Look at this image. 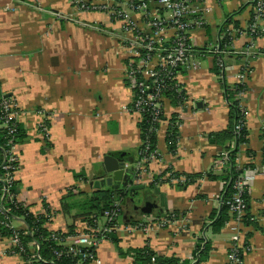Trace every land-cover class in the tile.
Wrapping results in <instances>:
<instances>
[{"label": "crops", "instance_id": "0c3cea01", "mask_svg": "<svg viewBox=\"0 0 264 264\" xmlns=\"http://www.w3.org/2000/svg\"><path fill=\"white\" fill-rule=\"evenodd\" d=\"M250 1L204 0L210 12L207 24L192 32L195 46L206 50L215 45L227 15L238 10L231 18L245 28L252 14ZM89 23L104 30L89 28ZM247 39L246 35L233 39L223 74L216 73L209 56L199 59L197 70L178 71L176 79L186 102L182 106L165 102L156 133L159 157L147 165L134 185L137 193L115 233L117 245L109 240L99 245L100 264H134L119 249L124 252L146 244L160 256L193 264L195 245L201 238L209 250L199 264H225L238 233L241 244L249 247L242 264H264V33L256 39L262 55L251 60L252 72L242 99L247 142L238 154L241 165H253L244 172L251 221L239 229L232 217L217 233L209 227L210 215L220 209L224 188V181L217 177L221 168L216 167L223 148L212 135L229 123L225 88L234 84L244 62L233 51L242 49ZM125 68L118 30L102 13L78 11L71 0H0V99L10 96L16 100L18 126L24 135L16 148L17 199L29 205L33 214H43L46 204L52 212L46 223L49 230L65 231L72 224L81 230L83 223L74 221V210L63 213L60 206L72 199L69 190L76 194L96 190L89 182L102 172L106 155L124 153L126 166L134 169L137 164L140 118L130 107L133 94ZM172 114L180 120L174 153L166 142ZM44 118L48 120L47 136L39 130ZM230 145L234 146L233 141ZM168 170L196 176L195 181L180 187L167 182L151 185L154 177ZM146 202L156 205L152 213L133 209ZM165 213L177 216L167 226L160 227L155 221L147 231L125 229L135 221L157 219ZM14 225L20 230L25 227L22 220ZM7 245L8 238L0 235V264H23L19 256L4 253Z\"/></svg>", "mask_w": 264, "mask_h": 264}, {"label": "built area", "instance_id": "2783aa9c", "mask_svg": "<svg viewBox=\"0 0 264 264\" xmlns=\"http://www.w3.org/2000/svg\"><path fill=\"white\" fill-rule=\"evenodd\" d=\"M71 3L78 11L102 13L107 18L108 24L118 30V38H120L126 55L125 77L133 94L131 110L139 118L146 114L152 124L150 130L155 133L163 121L165 102L169 101L166 91L174 89L178 97L183 100V104L186 102L185 92L176 79L178 71L182 69L197 70L199 59L209 56L213 59L219 74H223L225 58L228 53H231L230 45L233 39L246 35L248 39L242 49L233 51L241 55L244 60L235 75L234 82V84L244 86L235 95L241 101L240 112L243 116L236 129L246 126L247 112L242 99L252 72L251 60L262 55L256 47V39L264 33V0L249 2L252 14L245 28L226 26L225 32L217 37L215 45L206 50H199L192 38L193 31L201 29L207 24L206 14L210 12V8L204 0H71ZM56 16L60 17L61 15L56 14ZM86 26L99 31L104 30L95 23L94 25L89 23ZM225 33L231 38L228 48L226 45H220ZM171 82L173 83L171 84ZM18 115L19 108L16 100L10 96H3L0 99V130L5 132L4 144L1 146L3 160L0 164V227L10 231L8 236H4L8 238L5 254L19 256L23 264H38L41 261L37 251L38 247L34 242L28 245L23 243L22 230L14 225L16 220H22V218L11 213L13 206L18 203L17 194L13 191L19 167V157L16 151ZM179 121L177 117V126ZM39 128L47 136L45 118ZM141 144H143L144 157L134 166L138 180L139 176L146 172L147 165L159 157L157 148L150 150L148 141H143ZM227 159L228 151L221 152L216 161V167L222 168ZM236 160L241 166L239 156ZM255 170L257 171V169ZM261 170L264 172V164L261 166ZM156 177L159 178L155 184L167 182L174 186H181L190 182L187 175L174 171H167ZM245 186L247 185L244 175H241L235 183L236 193L230 208L232 212L236 213L234 220L239 229L243 225L241 221L245 208L240 195ZM9 204L13 206H9ZM23 204L25 205V203ZM121 216L119 203H115L112 209L104 211L101 217L94 219L95 227L82 222L81 231L77 235H69L65 238L52 237L59 241L58 244L67 247L72 254L79 253L80 246L91 247L95 252L104 240H108V234L116 233ZM172 216L151 218L144 222L125 226V229L126 231H147L150 222L155 221L158 226L164 227L174 222ZM22 222L25 226L23 220ZM248 250L249 247L246 248L241 244L238 233L230 244L225 264H242L243 256ZM54 253L56 256L61 255L60 251ZM79 255L83 258L86 256V254ZM89 256L92 258L91 264H100L96 254Z\"/></svg>", "mask_w": 264, "mask_h": 264}, {"label": "trees", "instance_id": "16d2710c", "mask_svg": "<svg viewBox=\"0 0 264 264\" xmlns=\"http://www.w3.org/2000/svg\"><path fill=\"white\" fill-rule=\"evenodd\" d=\"M240 10L233 14L227 15V20L224 23L226 25H232L233 27H239V23L236 20H232V16L239 13ZM225 26V27H226ZM225 27L221 29V32H225ZM231 38L225 33L223 39L220 42V45H226L229 47V43L231 42ZM199 50H204L203 48H199ZM229 50V49H228ZM216 73H219L218 68L215 66ZM129 83V82H128ZM173 82H171L172 84ZM244 88L241 84H233L230 87L225 88V98L228 103V115H229V123L225 129L222 131L216 132L212 135L216 144L220 145L223 148V151H228V159L225 164L220 169L221 174L217 176L218 178L224 181V188L221 194V206L218 212H212L210 215V230L213 233H217L223 225L230 218H235V212L230 210L231 204L233 203V196L236 193L235 183L240 178L241 175H244V172L248 168H252L253 165H241L239 166L236 158L239 154V148L241 145L247 142V129L246 126L241 127L240 129H236V126L239 125V121L243 119V116L240 112V103L241 101L236 98V94L238 91ZM166 95L169 98L170 103L173 106H180L183 104V100L181 97H178L177 93L172 90H167ZM183 97V95H182ZM185 98V97H184ZM177 116L176 114H172L170 119V124L167 129L166 134V142L168 146V150L171 153H174L177 146ZM45 125L48 129V120H45ZM152 128V124L149 120V117L146 114H143L139 120V129H140V137L141 142L148 141L150 145V150H155L156 148V133L152 132L150 129ZM42 132V130L39 128ZM43 133V132H42ZM4 135L5 132L0 130V164L2 163L3 157L1 153V146L4 144ZM46 135V134H45ZM24 138L21 130L18 127L16 141L20 142ZM234 142V146H231L230 143ZM119 154V153H117ZM129 157V156H127ZM144 157L143 154V144H140V147L137 152V159L134 160L135 163L139 162ZM220 157V156H219ZM264 157V151H263ZM169 171V170H168ZM177 173V172H175ZM190 179L189 183L195 181L196 176L187 175ZM159 177H155L151 185H155V182L158 181ZM16 183V182H15ZM17 184V183H16ZM180 187V185H178ZM13 191L17 194V189L14 188ZM137 193V188L135 186H131L127 191L123 190H114L113 188H102L98 190H94L91 193H75L71 190L68 191V197L72 199L62 201L60 206V210L63 213L74 210L73 219L74 221L85 222L91 226L95 227L94 219L101 217L102 213L106 210H110L113 208L115 203H119L122 214L127 212V209L130 208L131 202L130 199L135 197ZM241 199L245 204L244 213L242 215V224H248L251 221V218L247 215L248 210V187L245 186L242 189ZM125 201V204H123ZM8 205V204H7ZM9 206H13L9 204ZM44 213L34 215L30 209L29 205H24L20 201L16 205L13 206V210L11 213L15 216L22 218L26 228L22 230L21 239L25 245H28L31 242H34L38 247V254L41 258V261L38 264H91L92 258L89 255H97V250L94 252L91 247H79V253L72 254L68 251V248L63 244H58L57 241L52 236H56L58 238H65L69 235H77L81 230L76 229L74 224L67 227V230L61 231L56 230L52 231L46 227V223L51 220V210L43 204ZM176 214V213H175ZM171 214L165 213L164 215L158 214L156 217H164ZM177 216H172L175 219ZM73 221V222H74ZM131 222V221H130ZM136 223V221H135ZM132 223V224H135ZM10 231L5 228L0 227V235L8 236ZM108 240L117 245L118 238L115 234H108ZM119 249V248H118ZM209 250V244L206 242V239L201 238L195 245V250L193 252V256L195 258V262L193 264H199L200 262L206 259L207 251ZM55 251H60L61 255L56 256ZM122 256L129 255L134 264H190L189 260H182L175 256H160L156 252H154L149 245H144L139 248H129L124 252H121ZM79 254H86L83 258ZM24 258V257H23Z\"/></svg>", "mask_w": 264, "mask_h": 264}, {"label": "water", "instance_id": "95a60500", "mask_svg": "<svg viewBox=\"0 0 264 264\" xmlns=\"http://www.w3.org/2000/svg\"><path fill=\"white\" fill-rule=\"evenodd\" d=\"M124 153L106 155L103 158V170L97 174L89 184L93 189L113 188L114 190L127 191L131 186L137 185L138 176L132 167L126 166ZM133 202V198L130 199ZM125 204V201H123ZM156 205L146 202L143 206H133V209L139 210L143 214L152 213Z\"/></svg>", "mask_w": 264, "mask_h": 264}, {"label": "rangeland", "instance_id": "374dc122", "mask_svg": "<svg viewBox=\"0 0 264 264\" xmlns=\"http://www.w3.org/2000/svg\"><path fill=\"white\" fill-rule=\"evenodd\" d=\"M38 9H39V10H42V8H41V7H38ZM100 222H101V221H100ZM113 234H114V233H113Z\"/></svg>", "mask_w": 264, "mask_h": 264}]
</instances>
